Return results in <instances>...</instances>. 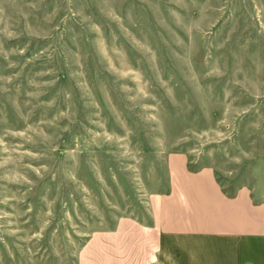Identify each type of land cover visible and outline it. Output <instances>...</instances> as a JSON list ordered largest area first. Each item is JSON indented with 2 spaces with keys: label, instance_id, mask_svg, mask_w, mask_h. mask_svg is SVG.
<instances>
[{
  "label": "rangeland",
  "instance_id": "1",
  "mask_svg": "<svg viewBox=\"0 0 264 264\" xmlns=\"http://www.w3.org/2000/svg\"><path fill=\"white\" fill-rule=\"evenodd\" d=\"M171 155L264 200V0H0V264L147 221Z\"/></svg>",
  "mask_w": 264,
  "mask_h": 264
},
{
  "label": "crops",
  "instance_id": "2",
  "mask_svg": "<svg viewBox=\"0 0 264 264\" xmlns=\"http://www.w3.org/2000/svg\"><path fill=\"white\" fill-rule=\"evenodd\" d=\"M168 190L148 196L147 221L118 218L80 247L74 264H264V200L227 195L211 169L167 159Z\"/></svg>",
  "mask_w": 264,
  "mask_h": 264
}]
</instances>
